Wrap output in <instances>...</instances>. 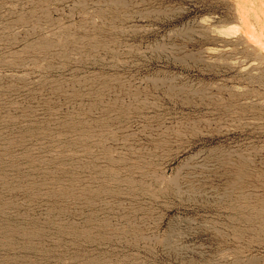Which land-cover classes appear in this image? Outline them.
Returning a JSON list of instances; mask_svg holds the SVG:
<instances>
[{"label": "rangeland", "instance_id": "1", "mask_svg": "<svg viewBox=\"0 0 264 264\" xmlns=\"http://www.w3.org/2000/svg\"><path fill=\"white\" fill-rule=\"evenodd\" d=\"M263 27L264 0H0V264H264Z\"/></svg>", "mask_w": 264, "mask_h": 264}, {"label": "bare ground", "instance_id": "2", "mask_svg": "<svg viewBox=\"0 0 264 264\" xmlns=\"http://www.w3.org/2000/svg\"><path fill=\"white\" fill-rule=\"evenodd\" d=\"M236 4H237V3H236ZM238 7H239V5H238ZM238 11L240 12V14L238 15V17H239L240 15H243V14H244V11H245V10H243L242 8L239 7ZM238 11H237V13H238ZM245 13H246V11H245ZM248 13H249V12H248ZM246 14H247V13H246ZM251 14H252V13H251ZM241 18H242V17H241ZM244 18H245V17H244ZM246 18H247V17H246ZM246 18H245V20H246ZM258 18H259V17H258ZM253 19H254V18H253ZM238 21H239V20H238ZM245 22H246V21L243 22V26H244ZM256 22H257V23H255V24H258V21H257V20H256ZM260 23H261V22H260ZM246 25H247V24H246ZM246 25H245V27H246ZM240 26H242V23H241ZM256 27H257V26H256ZM258 28H259V27H258ZM261 28H262V27H261ZM263 28H264V27H263ZM247 29H248V28H247ZM262 32H264V31H262ZM259 33H261V32H259ZM248 34H249V32L246 33V35H248ZM241 35H242V34H241ZM244 35H245V33H244ZM244 35H242V36L244 37ZM246 35H245V37H246ZM261 35H262V34H261ZM261 35H260V37H259V36H258V37L261 38V39L263 38V39H262V41H263V40H264V35H262V36H261ZM249 36H250V34H249L248 37L244 40L246 43H248V45L251 43V40H252V42H255V40H253L251 37H250V38H251V40H250ZM256 37H257V35H256ZM242 39H243V38H242ZM261 39H259V42H260ZM262 41H261V42H262ZM245 42H244V43H245ZM259 44H260V43H259ZM250 45L252 46L253 44H250ZM254 45L256 46V42L254 43ZM251 48H253V47H251ZM251 48H250V49H251ZM254 49L256 50V47H255ZM258 56H259V55H258Z\"/></svg>", "mask_w": 264, "mask_h": 264}]
</instances>
